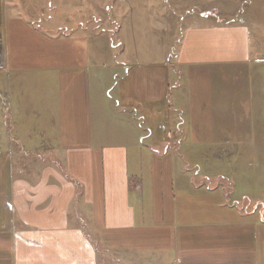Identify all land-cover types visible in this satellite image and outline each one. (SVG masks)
<instances>
[{"label":"crops","instance_id":"crops-1","mask_svg":"<svg viewBox=\"0 0 264 264\" xmlns=\"http://www.w3.org/2000/svg\"><path fill=\"white\" fill-rule=\"evenodd\" d=\"M47 1L33 9L28 0H0V264H264L263 216L232 203L209 208L217 192L225 206L217 184L232 181L226 166L241 182L264 175L256 169L264 166V60L253 57L248 30L236 24L221 45L225 57L209 60L217 64L205 75L219 79L215 131L226 170L213 188L202 185L209 173L200 167L193 186L189 145L181 153L172 146L175 113L192 101L181 88L175 94L172 78L173 68L202 61L180 58L181 49L177 63L134 61L114 81L104 53L93 50L92 27L80 17L73 31L69 18L49 23L54 17L40 16ZM101 80L116 90L113 104ZM184 126L188 143L195 131ZM14 149L50 163L17 175Z\"/></svg>","mask_w":264,"mask_h":264},{"label":"rangeland","instance_id":"rangeland-1","mask_svg":"<svg viewBox=\"0 0 264 264\" xmlns=\"http://www.w3.org/2000/svg\"><path fill=\"white\" fill-rule=\"evenodd\" d=\"M28 1H31L33 9L38 7V5L35 6V0ZM101 1L78 0V2L71 3L70 6H65L64 1H61V4L58 5L52 0V6L48 0L46 5L47 13L44 5L42 12L40 11V16L44 19L47 18V20L51 18L50 16L54 17L49 23L57 21L55 23L57 27L69 18L71 26L67 25L70 27L67 31H71V28L72 31L74 28L76 29L78 26L75 25L76 18L80 17L81 22H87L92 27L89 35L93 50H96V53L100 55L104 53L103 55L106 57L103 58V61H100L106 67L113 69L114 81L118 78L116 74L121 75L124 73L126 70L125 66L131 65L134 61L151 62L167 58L177 63V57L180 55L181 49L183 51H181L180 58L202 61L191 65L184 64L181 69L179 66L173 68L174 78H172V85L176 88H173L175 94L177 95V93L182 91L184 96L191 99L192 104H186V108L177 110L175 113L176 118L174 119L177 120L175 121V132L179 135H175L177 140L172 146L174 150L177 152L179 150L180 152L183 146L184 151L185 146L189 145L187 149L188 158L193 165L190 173L195 174L191 178L192 185L196 186V184L200 183L201 176L196 173L200 171L201 167L202 173H209V180L203 179L202 185L213 184L214 188V183H216L215 176L218 178L222 176H218L217 172L224 168L222 164L226 161L222 162L218 158L217 149L219 147L217 145L219 142L215 131V86L219 79L216 78L217 76L208 78L205 72L216 71L217 64L211 63L209 60L225 57L226 54L224 53V56H220L223 50L221 45L226 41L227 38L225 36L227 34H229V39L231 38L230 29L237 27L236 24L243 25L248 30L253 57L264 60V0H108V3H106L109 4L108 8L105 2L102 4ZM78 10L82 11L79 12ZM208 12L209 16L213 15L214 17L208 19L201 17V14L204 16V13ZM68 14L71 15L67 16ZM44 19H41V21ZM228 26L231 27L229 28ZM210 27H216L217 29L211 32L209 30ZM94 29L97 33L93 32ZM200 32H202V35L199 41ZM95 34L98 36H95ZM171 34L174 38L169 40L168 37ZM196 35H198V40L192 41V38ZM121 43H123V46L120 45ZM227 46L229 44L225 42L224 48ZM207 48L211 52L203 55V51ZM111 66L116 67L111 68ZM227 68L225 67V73H229ZM194 71L195 76L193 77L190 72ZM103 72L107 74L108 71L104 70ZM96 78L98 81L97 73ZM109 81L111 79H108ZM101 82L103 84L104 81L101 80ZM105 82L107 83L106 80ZM100 83L97 82L96 84L97 92L102 87ZM103 86L106 91L107 103L109 105L110 103L113 104V100L110 97L115 96L116 90H112L110 94L112 86L104 84ZM178 88H181L179 92ZM218 91L220 92V89ZM196 98H198L199 103L195 100ZM177 103H175L176 107H178ZM193 108L194 111H187V109L192 110ZM183 123H185L186 133H189V131L191 133L192 130L195 131V135H191L194 138L190 137L188 143L185 142V132L180 134L181 130H178ZM200 134L204 137L202 141L199 139ZM163 145L159 146L161 151L165 149ZM259 153L264 155V150H259ZM42 161L46 165L50 163L46 156H42L39 159L28 154H22L17 149H14V165L17 175H21V172L22 174L32 175V172L37 174L41 171L39 168L43 165ZM261 161L263 162V160L256 159L257 163ZM256 167L257 171L264 170L262 164ZM229 168H232L231 179L233 183L222 176L218 181V186L215 185L224 189L223 203L225 206L220 204L219 199L221 197H219L220 194L217 192L216 195L212 196L209 208H228L230 203H232V205L241 208L243 213L247 211L248 214H255L256 218L261 215L264 218V175H257L246 182H241L242 177L234 170V165L226 166L227 170ZM226 169L224 168V170ZM192 195L195 196L193 193ZM198 201L200 206H203L204 203H202L201 199ZM193 204L199 206L196 199L193 200ZM195 216L196 214L193 215V217ZM261 245L264 253V238ZM105 255L108 256L106 253Z\"/></svg>","mask_w":264,"mask_h":264},{"label":"water","instance_id":"water-1","mask_svg":"<svg viewBox=\"0 0 264 264\" xmlns=\"http://www.w3.org/2000/svg\"><path fill=\"white\" fill-rule=\"evenodd\" d=\"M204 16H209V12L208 13H204Z\"/></svg>","mask_w":264,"mask_h":264}]
</instances>
